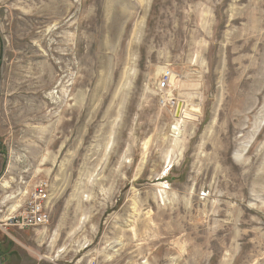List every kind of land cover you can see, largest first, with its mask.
<instances>
[{
	"label": "rangeland",
	"instance_id": "rangeland-1",
	"mask_svg": "<svg viewBox=\"0 0 264 264\" xmlns=\"http://www.w3.org/2000/svg\"><path fill=\"white\" fill-rule=\"evenodd\" d=\"M0 264H264V0H0Z\"/></svg>",
	"mask_w": 264,
	"mask_h": 264
},
{
	"label": "built area",
	"instance_id": "built-area-1",
	"mask_svg": "<svg viewBox=\"0 0 264 264\" xmlns=\"http://www.w3.org/2000/svg\"><path fill=\"white\" fill-rule=\"evenodd\" d=\"M171 74L162 77L161 90L169 87ZM50 186L48 182L42 181L34 187L29 195L26 210L22 215L12 220V225L20 229H32L47 226L51 221L48 211L50 200Z\"/></svg>",
	"mask_w": 264,
	"mask_h": 264
},
{
	"label": "water",
	"instance_id": "water-1",
	"mask_svg": "<svg viewBox=\"0 0 264 264\" xmlns=\"http://www.w3.org/2000/svg\"><path fill=\"white\" fill-rule=\"evenodd\" d=\"M182 107H183V105L179 106L178 114H179V111H181Z\"/></svg>",
	"mask_w": 264,
	"mask_h": 264
}]
</instances>
